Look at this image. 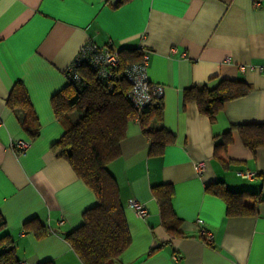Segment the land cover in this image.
<instances>
[{
    "label": "crops",
    "instance_id": "crops-1",
    "mask_svg": "<svg viewBox=\"0 0 264 264\" xmlns=\"http://www.w3.org/2000/svg\"><path fill=\"white\" fill-rule=\"evenodd\" d=\"M0 0V212L19 260L27 264H84L66 236L98 202L95 192L51 145L65 131L51 99L69 83L67 68L82 45L93 40L134 62L149 56L148 75L165 88L164 126L175 135L161 154L139 119L132 120L121 154L109 164L117 180L130 246L122 264H264V202L258 214L228 216L225 201L206 186L223 182L233 191L264 192V146L241 140L236 124L264 122V0ZM129 59V58H128ZM222 79L247 81L251 91L225 102L212 122L184 91L215 87ZM27 87L41 123L31 140L19 113L7 106L18 81ZM20 111V110H19ZM150 124L156 125L152 118ZM232 130L231 140L226 132ZM28 147L19 152L17 140ZM205 162L199 174L197 162ZM258 172L245 178L239 171ZM172 184L173 208L183 236L169 233L152 187ZM136 199L147 214L131 206ZM213 232L208 244L198 219ZM47 229L38 237L25 224Z\"/></svg>",
    "mask_w": 264,
    "mask_h": 264
},
{
    "label": "trees",
    "instance_id": "trees-1",
    "mask_svg": "<svg viewBox=\"0 0 264 264\" xmlns=\"http://www.w3.org/2000/svg\"><path fill=\"white\" fill-rule=\"evenodd\" d=\"M126 1L119 0L115 6ZM133 60L130 57L121 59L120 55L117 74L110 80L98 78L92 69L83 65L80 67L84 79L82 84L77 86L69 82L51 99L54 112L65 127L62 136L51 145V150L71 164L98 200L95 206L83 213L82 225L66 236L84 264H122L120 256L132 241L119 185L109 170V164L121 154V142L127 135L129 123L139 119L157 154H161L175 140V135L163 123V98L155 99L143 110L132 104L130 84L124 72L127 65L134 63ZM251 89L252 86L245 80L222 79L212 88L207 85L187 88L184 99L195 102L199 111L213 122L225 102L243 97ZM6 103L12 110L21 112V126L31 140H35L40 135L41 123L22 80L14 84ZM152 118L156 119V125L150 124ZM233 127L239 131L242 142L249 149L255 151L264 146V122L236 124ZM231 133L232 130L225 133L227 139L222 146L231 140ZM152 191L159 201L166 230L174 236L185 235L181 229L182 219L173 208V185L161 183L154 185ZM206 191L225 201L228 216L258 214V205L264 202L263 191H233L221 181L208 184ZM6 227L7 221L0 212V264H20L11 236L2 233ZM25 228L35 231L38 237L47 234L45 226L36 219L27 221ZM42 264L54 263L46 261Z\"/></svg>",
    "mask_w": 264,
    "mask_h": 264
},
{
    "label": "built area",
    "instance_id": "built-area-1",
    "mask_svg": "<svg viewBox=\"0 0 264 264\" xmlns=\"http://www.w3.org/2000/svg\"><path fill=\"white\" fill-rule=\"evenodd\" d=\"M148 59L149 56L144 54L142 59L138 62L131 63L125 68V77L130 84L129 97L132 104L138 109L143 110L151 105L155 99L163 98L165 88L161 84L153 83L148 75ZM119 50L111 46L98 45L93 40L87 41L80 48L78 54L67 68V76L69 82L81 85L83 76L80 72V67L88 66L100 79L115 78L116 69L120 65ZM264 73V65L255 67ZM3 119L0 116V125ZM29 145V142L23 139L17 140L16 146L18 150L24 151ZM195 168L199 174H202L205 169V162L200 161L195 164ZM238 174L245 178H255L258 172L245 170L239 171ZM131 206L135 209L137 214L144 217L147 214L145 205L136 199L130 201ZM198 224L200 232L204 236L208 244H213L214 234L204 227V220L199 218ZM20 264H27L25 260H20Z\"/></svg>",
    "mask_w": 264,
    "mask_h": 264
}]
</instances>
